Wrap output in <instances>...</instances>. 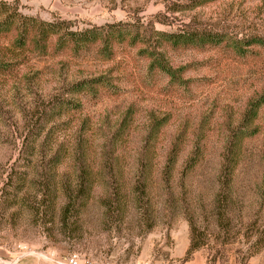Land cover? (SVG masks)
<instances>
[{"label":"rangeland","instance_id":"374dc122","mask_svg":"<svg viewBox=\"0 0 264 264\" xmlns=\"http://www.w3.org/2000/svg\"><path fill=\"white\" fill-rule=\"evenodd\" d=\"M0 1V264H264V0Z\"/></svg>","mask_w":264,"mask_h":264},{"label":"trees","instance_id":"16d2710c","mask_svg":"<svg viewBox=\"0 0 264 264\" xmlns=\"http://www.w3.org/2000/svg\"><path fill=\"white\" fill-rule=\"evenodd\" d=\"M213 1V0H207ZM167 10V9H166ZM169 11V10H167ZM164 17V16H163ZM161 20L160 23H163ZM67 21L57 20L56 22H43L39 21L36 18L26 17L17 12L16 9L12 8L10 4L0 1V33H10L11 31L17 32V39L25 45L26 43L37 44L40 40L43 41V49L46 47L48 40L53 36L62 32L58 36V42L63 38L67 37L68 40H65L64 43L71 41V37L74 36L84 37L85 32L83 33H72L68 32ZM160 39L163 40V43L169 44L172 47L176 46H186V45H202L211 43L213 36L210 35L205 30L199 29H186L185 26L178 27L176 31L170 33H158ZM41 37V38H40ZM66 39V38H65ZM72 43V41H71ZM231 145L225 148V154L222 156V161L220 165V188H225L229 184V179L231 171L234 167V153ZM194 152L190 154L188 160L186 161V167H191L195 161ZM175 155L170 153L167 157L166 164L163 168V174L168 173L171 165H173ZM80 191L78 190V193Z\"/></svg>","mask_w":264,"mask_h":264},{"label":"built area","instance_id":"2783aa9c","mask_svg":"<svg viewBox=\"0 0 264 264\" xmlns=\"http://www.w3.org/2000/svg\"><path fill=\"white\" fill-rule=\"evenodd\" d=\"M22 256H18L17 258H15L12 262V264L17 263L19 261V259H21ZM57 263V262H56ZM58 264V263H57ZM65 264H87L85 261H81L79 262L78 259L74 258V257H70L65 261Z\"/></svg>","mask_w":264,"mask_h":264}]
</instances>
